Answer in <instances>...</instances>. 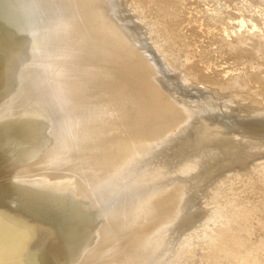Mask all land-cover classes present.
Masks as SVG:
<instances>
[{
  "label": "bare ground",
  "instance_id": "obj_1",
  "mask_svg": "<svg viewBox=\"0 0 264 264\" xmlns=\"http://www.w3.org/2000/svg\"><path fill=\"white\" fill-rule=\"evenodd\" d=\"M185 4L0 0L6 264H264V81Z\"/></svg>",
  "mask_w": 264,
  "mask_h": 264
},
{
  "label": "rangeland",
  "instance_id": "obj_2",
  "mask_svg": "<svg viewBox=\"0 0 264 264\" xmlns=\"http://www.w3.org/2000/svg\"><path fill=\"white\" fill-rule=\"evenodd\" d=\"M156 1H158V0H156ZM190 1H192L193 3H191ZM190 1L184 0V2L186 3L185 8H186V6L189 7V9H188V7L186 9L189 10L188 12H190L189 14L192 15V19L196 20L199 18L200 22L203 24L206 21V22H209L208 24L214 22V23H212V26L215 24H217V26L219 25L220 30L223 29V33H221V34L223 35V37L225 39L229 40V42H230V43L228 42L227 47H229V48H227V51H228V49L230 50L233 47L231 50H236L233 53L237 52L234 55H230V56L234 57L233 61H236L235 56H237V59L241 60V61L238 60V61H240V63L236 61V64H235V65H239L241 68L236 66V68H238L239 70L235 69L234 64L232 65V64L228 63V62H233V61L231 59L229 61H228V59H226V57H225L227 54L226 53L224 56L225 59L219 58L220 60H224V62H223L224 64L216 58L219 61V63L221 62L220 64L219 63L217 64L216 63L217 60L214 58L216 62L214 63L213 62L214 59H212V62L210 63L212 65H210V67H212V68L215 67L217 70L226 68L225 69L226 71L224 70L225 73L226 72H229V73H226V75L228 74V76H226V75H225L226 77L224 76L225 77L224 81H225V79H227V80L232 79L233 74L234 75L238 74V76L239 75L241 76L242 73L243 74L245 73L244 75L246 76L247 69H250L248 71H252V72L254 71L253 73L248 72V74L250 73L249 78H253V76H255L256 73L257 74L260 73L258 75L259 76L261 75L262 78H258L259 76L256 74L257 75L256 80L258 81V79H260V80L263 79V81H264V73H263L264 68H262V65L264 66V0H230V1L229 0H197V2H198L197 4H195L196 1L194 2V0H190ZM230 2L232 3V5L230 4ZM193 4L195 6L197 5L198 8L197 7L195 8V6H193ZM191 5H192L193 9L191 8ZM191 10L192 11L195 10L194 13H196V14L194 15V13H192ZM198 10H200V11H198ZM204 11H206V12H204ZM187 13H185L187 15V17H190V15H188ZM206 14L208 16H211L210 19H209V17L206 18L207 17ZM209 14H211V15H209ZM186 15L184 17L182 16V18H185ZM202 15H204V16H202ZM212 15H214V16H212ZM196 16H197V18H196ZM207 19H209V21ZM196 21H194V22L197 23ZM194 22L192 23L194 27L197 24L200 26L199 23L195 24ZM186 26H187L186 30H188V29H190V27H192L190 25H186ZM203 26H206V25H203ZM213 27H215V26H213ZM221 27H222V29H221ZM239 50L240 51L243 50L242 53L239 52ZM238 52L241 53L242 55L244 52L245 55L241 56V54H239ZM233 53H231V54H233ZM204 58L205 57H203V59ZM197 59L198 60H196V63L198 62L197 65L199 66L200 63H202L200 61L202 59V57L201 58L198 57ZM225 61H228V62H226V64H225ZM213 65H215V66H213ZM216 65H218V66H216ZM229 66H233V67H229ZM257 66H259L260 68ZM243 68H244V70L246 69V71H244ZM233 70L235 71V73ZM224 71H222V72H224ZM239 71H241V73H239ZM261 72H262V74H261ZM230 76H231V78H230ZM245 78H248V76H246Z\"/></svg>",
  "mask_w": 264,
  "mask_h": 264
},
{
  "label": "water",
  "instance_id": "obj_3",
  "mask_svg": "<svg viewBox=\"0 0 264 264\" xmlns=\"http://www.w3.org/2000/svg\"><path fill=\"white\" fill-rule=\"evenodd\" d=\"M8 249L7 240L0 236V264H6V252Z\"/></svg>",
  "mask_w": 264,
  "mask_h": 264
}]
</instances>
